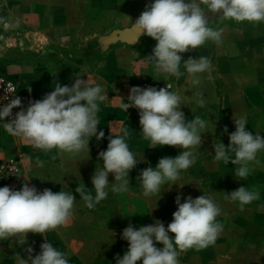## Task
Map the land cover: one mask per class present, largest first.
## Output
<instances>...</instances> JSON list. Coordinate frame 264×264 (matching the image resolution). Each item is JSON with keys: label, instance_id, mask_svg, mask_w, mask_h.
<instances>
[{"label": "crops", "instance_id": "obj_1", "mask_svg": "<svg viewBox=\"0 0 264 264\" xmlns=\"http://www.w3.org/2000/svg\"><path fill=\"white\" fill-rule=\"evenodd\" d=\"M154 0H33L28 16L35 29L29 32L37 46H49L74 52L76 58L59 62L42 60L7 61L0 58V72L22 80L31 88L35 100L54 90L55 83L69 87L75 82L76 74L92 84L101 85L108 99L99 103L97 117L100 120L98 132L105 133L97 141H89V153L78 155L60 153L57 149L44 152L35 149L20 137L8 134L0 121V160L19 156L23 163L24 183L35 186L38 191L51 189L53 192L70 191L76 197L74 213L65 225L43 234L28 233L27 242L21 246L15 239L0 241V264H16L15 255L27 259L26 249H33L32 256L39 254L45 240L57 250L66 253L69 264H116V257H123L128 242L122 239L123 230L131 224L141 226L172 222L177 210L176 197L181 203L191 196L204 193L214 198L221 208L217 221L223 224L214 245L204 249L195 248L179 256V264H264V151L257 154L260 165H253L254 171L246 180L235 177L236 167L231 162L214 160L213 143L229 144V135L235 131L234 118L246 117V130L264 138V22L234 23L225 21L217 28L223 29L222 43L207 41L196 50L182 53L179 78L165 76L157 71L146 56L152 54L156 41L141 35L134 43H126L112 33L118 26L116 19L130 15L140 16L145 6ZM129 10L139 12L127 13ZM31 33V34H30ZM105 39L111 44L105 50L82 54V46L95 40ZM117 37V38H116ZM116 38V39H115ZM32 38L27 44L34 47ZM101 41V40H100ZM39 43V44H38ZM90 46L87 47L90 50ZM92 47V46H91ZM83 56V57H82ZM207 57L212 62V79L208 73L198 74L200 83L193 85L192 77L183 67V60L189 57ZM55 74V75H53ZM171 79L174 92L182 96L181 111L190 121L195 116L209 120L208 129L201 134L202 144L195 149L196 162L182 171L177 185L169 189L165 185L161 193L143 196V189L137 177L141 170L151 166L155 169L162 157H175L183 150L178 147L157 146L142 138L139 111L129 108L125 112L120 105L128 102L132 82L142 76ZM201 93L204 107L196 104L195 94ZM122 135L120 129L127 128L126 143L129 149L143 160L129 173L130 187L126 193L111 191L115 178L109 174L108 196L93 209L85 206L76 187L81 183L95 196L92 176L102 168L98 159L101 151L107 149L109 136ZM227 128V132L224 129ZM55 156V159H53ZM42 161V166L37 161ZM183 186V187H181ZM258 189L260 198L241 210L238 202L225 200V195L239 187ZM170 237L174 234H169ZM162 248V244H156ZM137 264H142L138 261Z\"/></svg>", "mask_w": 264, "mask_h": 264}, {"label": "clouds", "instance_id": "obj_2", "mask_svg": "<svg viewBox=\"0 0 264 264\" xmlns=\"http://www.w3.org/2000/svg\"><path fill=\"white\" fill-rule=\"evenodd\" d=\"M211 17L236 22H264V0H154L131 23L130 30H135L137 38L147 35L157 42L152 54L146 56L157 71L166 77L179 78L184 75L180 71L182 53L196 50L207 41L217 45L222 43L223 29L210 27ZM4 27L7 29L9 24L4 23ZM183 67L192 77L193 85L200 83L198 74L208 73V79H212L213 66L207 57H189L183 60ZM171 88V84L159 90L151 86H135L130 89L128 102L120 105L125 112L130 107L138 109L142 138L150 141L151 148L171 146L183 149L174 158H160L155 169L149 166L141 170L137 180L145 197L161 193L165 185L169 189L177 185L181 172L195 164L194 150L200 148L201 134L208 129L209 120L199 116L190 121L185 119L181 111L182 96ZM27 90L31 92L30 87ZM106 99L107 94L101 85L92 84L76 74L71 87L55 83L53 91L41 100L30 102L26 110L21 99L13 96L6 105L0 106V121L11 118L2 123L5 131L20 137L35 149L44 152L57 149L60 153L72 155L85 150L89 153L91 138L99 141L105 135L102 130L98 132L100 120L97 113L100 110L98 102ZM195 99L199 107H204L206 102L201 93H196ZM14 108L21 110L13 116ZM234 123L235 131L229 135L227 147L220 141L213 143L214 160L238 166L235 177L246 180L254 171L253 165H260L257 154L264 151V138L259 133L254 135L246 130V117L234 118ZM224 131L227 132V128ZM120 132L123 134H115L111 128L107 149L98 155L103 163L92 176L95 196L83 183L75 189L89 209L107 198L109 174L115 178V183H111L112 192H128L129 173L143 160L138 159L126 143L128 129L122 128ZM42 164V161H37L38 166ZM224 198L238 202L240 209L244 210L246 205L260 198V193L258 189L241 186ZM75 201L76 197L70 191L44 189L41 192L28 183H24L20 190L0 187V241L15 239L23 246L28 233L41 235L65 225L74 213ZM175 203L177 210L167 228L163 222L156 221L138 229L129 224L123 230L121 238L129 246L122 258L116 257V264H137L138 261L142 264H179L181 253L215 244L223 231V224L217 221L221 208L214 198L204 193L196 198L188 196L181 203L178 195ZM170 233L174 236L170 237ZM156 244L163 247L158 248ZM40 248V253L34 258L31 247L26 249L27 259L16 254V264H69L66 253L46 240Z\"/></svg>", "mask_w": 264, "mask_h": 264}, {"label": "rangeland", "instance_id": "obj_3", "mask_svg": "<svg viewBox=\"0 0 264 264\" xmlns=\"http://www.w3.org/2000/svg\"><path fill=\"white\" fill-rule=\"evenodd\" d=\"M33 0H0V14L3 16V19L8 21L9 27L5 29L3 25H0V58L7 61H15V60H42V61H52L59 62L61 57L63 59H82L76 58L74 52L71 50H65L55 47L42 46L39 47L34 41L33 34L32 37L29 35L31 30L35 29L34 25L37 23L36 20H30L28 16V10L31 7V2ZM132 14H137L139 12H135L133 10H129L127 12ZM139 16H132L129 14L126 18L116 19L119 22L118 26L112 31V33H120L125 30H129L131 27V23H134L135 20ZM225 21H232L234 23H245L244 22H236L231 19L221 20L217 17H211L209 26L216 29L219 24ZM32 38V43H35L34 47H30V43L27 44L26 40L29 41ZM101 40V41H100ZM95 40L91 46L89 44H84L82 46V54L85 56L88 52L105 50L111 44V41L101 39ZM128 43V42H126ZM39 44V43H38ZM90 46V50L87 47ZM83 57V56H82ZM4 73V72H3ZM6 74V73H5ZM9 77H12L10 74H6ZM154 77V76H153ZM14 78V77H12ZM156 78V77H155ZM22 81V80H20ZM23 165V163H22ZM23 181V178H22ZM22 182L14 187H10L11 189H16L20 187ZM8 186L5 184H1L0 187Z\"/></svg>", "mask_w": 264, "mask_h": 264}, {"label": "built area", "instance_id": "obj_4", "mask_svg": "<svg viewBox=\"0 0 264 264\" xmlns=\"http://www.w3.org/2000/svg\"><path fill=\"white\" fill-rule=\"evenodd\" d=\"M0 21H3V23H0V25L3 26L4 23H8L7 20L3 19L1 14ZM166 84H171L172 88L170 90L174 92L175 84L171 79H158L153 76L146 75L136 78L132 82L130 89L135 86L140 88H147L151 86L159 90L160 88L166 87ZM27 89L28 87L23 81L9 77L5 73L0 72V106L6 105L10 98L16 96L21 99L22 107L26 110V108L29 106V103L34 101L33 95ZM20 110L21 108H14L13 116ZM5 119L10 120L11 118ZM22 178L23 165L19 156L11 157L6 160H0V186L1 184H5L8 185V187H14L22 182Z\"/></svg>", "mask_w": 264, "mask_h": 264}, {"label": "water", "instance_id": "obj_5", "mask_svg": "<svg viewBox=\"0 0 264 264\" xmlns=\"http://www.w3.org/2000/svg\"><path fill=\"white\" fill-rule=\"evenodd\" d=\"M120 39H122L123 41L125 42H128V43H134L138 40V38L141 36H139L137 38V33L135 32V30H125L123 32H120ZM117 38V37H116ZM115 38V39H116Z\"/></svg>", "mask_w": 264, "mask_h": 264}]
</instances>
